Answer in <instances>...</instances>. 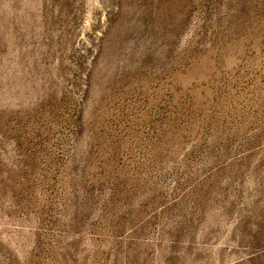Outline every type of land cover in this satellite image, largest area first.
Wrapping results in <instances>:
<instances>
[{"label": "rangeland", "instance_id": "374dc122", "mask_svg": "<svg viewBox=\"0 0 264 264\" xmlns=\"http://www.w3.org/2000/svg\"><path fill=\"white\" fill-rule=\"evenodd\" d=\"M0 264H264V0H0Z\"/></svg>", "mask_w": 264, "mask_h": 264}]
</instances>
